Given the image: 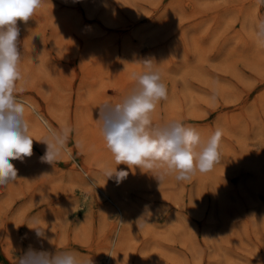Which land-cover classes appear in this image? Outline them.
<instances>
[{
	"label": "rangeland",
	"instance_id": "obj_1",
	"mask_svg": "<svg viewBox=\"0 0 264 264\" xmlns=\"http://www.w3.org/2000/svg\"><path fill=\"white\" fill-rule=\"evenodd\" d=\"M262 18L258 0H46L18 21V98L33 154L10 161L17 180L0 186V264H18L30 247L93 264H264V47L254 33ZM144 59L168 89L154 124L181 121L205 141L221 129L212 171L160 185L139 167L116 166L99 107L130 93L143 70L132 63ZM63 128L60 158L42 162L40 141ZM105 165L127 178L106 181ZM146 206L152 215L138 221Z\"/></svg>",
	"mask_w": 264,
	"mask_h": 264
},
{
	"label": "clouds",
	"instance_id": "obj_2",
	"mask_svg": "<svg viewBox=\"0 0 264 264\" xmlns=\"http://www.w3.org/2000/svg\"><path fill=\"white\" fill-rule=\"evenodd\" d=\"M264 4V0H258ZM46 0H0V186L17 180V169L10 162L31 157L33 139L29 135L30 122L24 118L26 103L18 98L23 88H18L23 75L20 69L22 56L18 50L20 28L18 21L27 23ZM255 39L264 47V18L254 25ZM139 64L142 71L132 73L135 87L120 102L105 103L99 107L97 120L107 149L116 166L126 164L130 169L139 167L155 176L161 185L168 177L177 182L187 181L196 172L208 173L221 162L219 145L222 137L217 128L207 140L192 126L181 121L154 124L152 114L160 101L168 97L167 85L162 81L158 65L152 59ZM47 128V122L41 121ZM69 128L50 131L40 141L46 144L42 162L54 164L65 148ZM102 174L117 184L127 178L128 172L103 166ZM152 215L145 208L138 221L147 222ZM31 227L38 237H45V230L37 217ZM46 238V237H45ZM33 257H41L43 264H93L90 256L73 252H37L31 247L18 259V264H30Z\"/></svg>",
	"mask_w": 264,
	"mask_h": 264
}]
</instances>
